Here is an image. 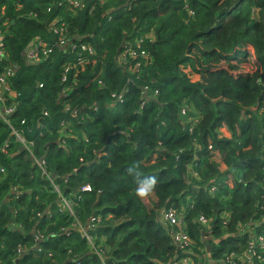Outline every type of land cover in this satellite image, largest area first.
<instances>
[{
  "label": "trees",
  "instance_id": "trees-1",
  "mask_svg": "<svg viewBox=\"0 0 264 264\" xmlns=\"http://www.w3.org/2000/svg\"><path fill=\"white\" fill-rule=\"evenodd\" d=\"M59 1L0 0V73L15 69L11 126L45 159L78 221L100 218L89 230L95 251L107 264H169L174 257L224 264L227 254L244 251L250 232L264 237V0H80L77 11ZM53 22L67 24L75 51L53 46ZM36 37L51 54L29 65L24 54ZM125 44L148 55L133 61L139 66L132 73L118 63ZM184 67L200 79L191 81ZM145 87L148 99L139 104ZM125 90L123 102L110 107L111 94ZM183 103L201 116L192 131L179 114ZM85 185L91 192L80 190ZM143 185L156 198L149 209L138 195ZM57 199L0 120V264H99L68 229L74 219L59 212ZM169 206L185 218L188 252L175 247L174 228L159 214ZM199 214L208 225L197 222ZM18 245L27 252L17 255Z\"/></svg>",
  "mask_w": 264,
  "mask_h": 264
},
{
  "label": "built area",
  "instance_id": "built-area-1",
  "mask_svg": "<svg viewBox=\"0 0 264 264\" xmlns=\"http://www.w3.org/2000/svg\"><path fill=\"white\" fill-rule=\"evenodd\" d=\"M101 2H104L103 0H100ZM185 3H187L188 0H184ZM59 3L64 4L69 10L77 11L82 10L84 8V4L80 0H60ZM49 12L50 10L47 9ZM187 11L189 14H192L191 10L187 8ZM50 31L58 36V40L56 43L53 44L54 47L59 48L60 50H63L65 53L75 51V46H71V42H73L69 35H68V26L66 23L62 22L58 26H56L55 22L51 23L50 25ZM4 34L0 33V56L4 58ZM142 38L137 39L134 44L139 48L141 46ZM130 44H125L124 51L118 56V63L123 66H129L128 72L132 73L137 70L139 64L134 63L133 61L136 60L137 57L140 58H146L148 59V55L145 51H136L133 50ZM82 50H87L91 55L93 54V51L90 47L87 46L81 47ZM51 54L50 46L47 45L45 42H43L40 38L36 37L31 40L28 49L25 51V62L29 65H36L42 62H45L49 59ZM88 59H84V61L79 62L76 65H73V69H76L78 67H82ZM133 62V64H132ZM64 68V73L61 77V83L63 84L66 81V73L69 71L68 64L64 63L62 64ZM15 74V69L13 66L7 67L0 73V120L5 123L11 130V135H13L17 142H19L24 149L28 152L30 158H32V161L35 165L39 167V169L42 171L43 175L47 177V179L51 182V185L53 187V191L58 196V206L59 212H66L70 217H73V223L70 225V228L76 230L80 237L84 240H86L88 245H91L93 243V237L90 235L89 230L95 229L96 226L100 223V218L95 217L94 215L90 216L88 220L86 221V224H82L78 219L74 216L73 212V199L66 197L62 195L61 191L59 190V187L52 182L51 177L49 174L45 172V159H37L34 154L32 153V143L26 142L23 138V134L21 131H18L14 129L9 120V116L12 115L16 108V97L17 94L12 90L10 86V80L13 78ZM100 84V82H99ZM41 87V85H39ZM69 89L65 88L62 90V93L64 94ZM143 99H148V95L150 91L145 87L143 90ZM126 93V90L124 92H120L118 94L112 93L111 94V101H110V107L113 106L116 102L122 103L124 99V95ZM158 94L157 91H153L152 95L156 96ZM260 101L264 104V93L261 94ZM11 102V103H9ZM142 104V103H141ZM264 107H261L260 112H262ZM65 111H69L68 107L64 108ZM194 114L192 116H188V114ZM179 114L182 117L183 121L188 124L189 131H192L193 127L196 126L200 121V113L197 109H195L191 105H186L183 103L180 107ZM43 115L46 116L47 113L43 112ZM76 112H71V116H75ZM21 124H24V121L21 122ZM61 127H66V123L62 122ZM8 141H4L3 145L1 146V153L4 155L8 154ZM82 161V159H80ZM2 171V170H1ZM82 192H91V187L89 185H85L80 188ZM214 189H211V192L213 193ZM161 215V218L164 223L169 225L170 227L174 228L170 231V236L172 239L173 244L175 247L180 250L181 252H188L189 248L192 245V240L188 234V231L186 230V222L185 218L181 214L178 213L177 209L174 206H169L167 208H164L159 213ZM197 222L202 225H208L207 219L202 214H199L196 218ZM225 224V223H224ZM68 231V230H66ZM34 240H39V235L35 234ZM247 245L243 252L240 254H234L230 253L225 256L223 259L224 264H237L239 261L242 264H264V237L255 234L254 232H250L248 234V238L246 240ZM98 261L99 264H107L106 258L103 256V253L101 251H95L94 246H91ZM27 252V249L22 246L18 245L16 247V253L17 255H22L23 253ZM50 256V253H48ZM169 264H193V260L189 257L184 258H176L174 257L173 260Z\"/></svg>",
  "mask_w": 264,
  "mask_h": 264
},
{
  "label": "rangeland",
  "instance_id": "rangeland-1",
  "mask_svg": "<svg viewBox=\"0 0 264 264\" xmlns=\"http://www.w3.org/2000/svg\"><path fill=\"white\" fill-rule=\"evenodd\" d=\"M145 38H148V39H152L153 38V36L151 35V34H147V36H144ZM182 72L184 73V74H186V75H188V77L190 78V80L191 81H193V82H195L194 80H195V77L193 76V74H190V70H189V68L188 67H184V68H182ZM142 102L140 101L139 102V104H141ZM191 115H194V114H192V113H190V114H188V116H191ZM65 128L66 127H61V129H60V134L61 135H66L67 134V132H66V130H65ZM141 198H142V200L143 201H146L147 203H146V206H147V208L149 209V208H152L153 207V204L156 202V198H155V196H154V193H153V190L152 189H150V188H148L147 189V194L146 195H143V196H141V195H139ZM59 207V206H58ZM60 208V207H59ZM88 220V219H87ZM68 228H70V226L68 227ZM94 243H92L91 245H89V246H92ZM90 248V250L92 251V247H89ZM49 252H46L45 251V257L46 258H51V253H50V256H48L49 254H48Z\"/></svg>",
  "mask_w": 264,
  "mask_h": 264
},
{
  "label": "clouds",
  "instance_id": "clouds-1",
  "mask_svg": "<svg viewBox=\"0 0 264 264\" xmlns=\"http://www.w3.org/2000/svg\"><path fill=\"white\" fill-rule=\"evenodd\" d=\"M154 183H155V181L153 180V181H152V184H154ZM150 185H151V184H150ZM150 185H143V186H141V187L138 189V195H141V196L146 195V194H147L148 186H150Z\"/></svg>",
  "mask_w": 264,
  "mask_h": 264
},
{
  "label": "crops",
  "instance_id": "crops-1",
  "mask_svg": "<svg viewBox=\"0 0 264 264\" xmlns=\"http://www.w3.org/2000/svg\"><path fill=\"white\" fill-rule=\"evenodd\" d=\"M194 77H195V80L194 81H198L199 79H200V77L199 76H197V75H193ZM154 193V192H153ZM155 196V195H154Z\"/></svg>",
  "mask_w": 264,
  "mask_h": 264
},
{
  "label": "water",
  "instance_id": "water-1",
  "mask_svg": "<svg viewBox=\"0 0 264 264\" xmlns=\"http://www.w3.org/2000/svg\"><path fill=\"white\" fill-rule=\"evenodd\" d=\"M57 203H58V201H57Z\"/></svg>",
  "mask_w": 264,
  "mask_h": 264
}]
</instances>
